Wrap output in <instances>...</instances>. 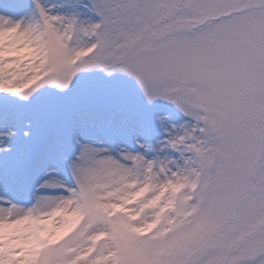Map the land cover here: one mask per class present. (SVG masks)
<instances>
[{"label":"snow or ice","instance_id":"1","mask_svg":"<svg viewBox=\"0 0 264 264\" xmlns=\"http://www.w3.org/2000/svg\"><path fill=\"white\" fill-rule=\"evenodd\" d=\"M0 264H264V0H0Z\"/></svg>","mask_w":264,"mask_h":264}]
</instances>
